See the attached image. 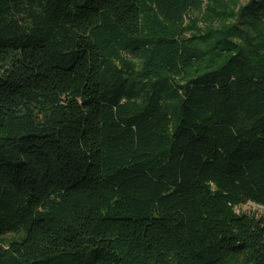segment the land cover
Wrapping results in <instances>:
<instances>
[{
    "label": "trees",
    "instance_id": "trees-1",
    "mask_svg": "<svg viewBox=\"0 0 264 264\" xmlns=\"http://www.w3.org/2000/svg\"><path fill=\"white\" fill-rule=\"evenodd\" d=\"M264 0H0V264H264Z\"/></svg>",
    "mask_w": 264,
    "mask_h": 264
},
{
    "label": "rangeland",
    "instance_id": "rangeland-1",
    "mask_svg": "<svg viewBox=\"0 0 264 264\" xmlns=\"http://www.w3.org/2000/svg\"><path fill=\"white\" fill-rule=\"evenodd\" d=\"M238 212L246 213V214L254 216L256 218L264 217V208L253 205V204H248L244 207L238 208Z\"/></svg>",
    "mask_w": 264,
    "mask_h": 264
}]
</instances>
